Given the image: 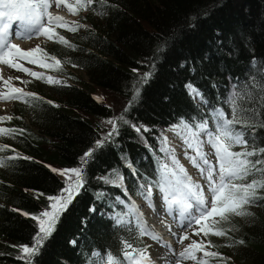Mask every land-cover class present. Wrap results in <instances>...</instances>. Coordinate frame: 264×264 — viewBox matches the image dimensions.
I'll use <instances>...</instances> for the list:
<instances>
[{
	"label": "trees",
	"instance_id": "obj_1",
	"mask_svg": "<svg viewBox=\"0 0 264 264\" xmlns=\"http://www.w3.org/2000/svg\"><path fill=\"white\" fill-rule=\"evenodd\" d=\"M99 1L95 7H102L106 2ZM112 1L115 4L106 5V10L111 12L101 20L104 23L102 28L94 24V19L91 20L92 28L85 34L94 36V39L85 42L76 54L67 58L85 70L87 78L78 80L75 86H60L57 90L62 96L59 99L51 98L56 99L59 105L45 98L38 101L36 113L30 119L32 125L35 126V121L38 124L39 130L35 135L37 141L26 133L15 136L20 142L19 146L26 152L22 157L28 159H15L11 163L12 182L9 181V185L5 188L2 186L0 190L1 197L12 208L0 206V236L10 239L16 246L13 252H0V264H25L17 258L20 256L17 243H23L19 246L32 244L38 232V224L33 222V217L40 216L42 210H48L51 202L48 198L57 193L62 185L63 180L52 169L79 166L83 154L94 148L97 140L105 137L100 122L103 119L110 120L114 111L104 104L105 98L100 99L98 95L112 92L129 103L133 85L145 74L149 64L148 72L152 75L147 83L140 86L139 99L126 113L125 109L121 113L124 114V120L130 123L118 120V135H113L102 148L96 149L94 158L85 168V185L61 214L55 230L44 243L40 254L34 258L33 264L92 262L89 254L80 262L76 257L77 247L72 246V242H76L80 230L84 228L81 221L88 215L91 192L99 187L98 177L121 164V158L125 155V159L131 161V155L138 147L133 140H139L140 133L131 128V123L141 120L151 126L154 132L155 127L178 121L180 117L190 123L193 118L196 123L202 122L195 115L197 110L183 90L186 81L197 85L209 102L206 105L209 110L223 107L226 111L224 103L233 89L227 84L225 76L232 74L242 79L259 76L251 65H254V61L255 65L257 61L264 64V21L261 22L264 16L259 18L261 11L264 15V0H261V5L259 0ZM95 7L93 13L89 12L83 19L94 18ZM103 9L105 11L104 6ZM142 20L152 28L151 33L141 29L139 22ZM61 50L62 47H56L55 43L49 47L57 60L63 59ZM107 54L114 56L116 63L108 65ZM139 59L146 62V67ZM55 69L62 70L57 66ZM130 82V89L124 92ZM246 106L250 105L243 103L241 108ZM261 114L264 116V110ZM133 117L135 119L131 120ZM141 134L145 138L149 136L148 133ZM257 143L264 145V128L257 131ZM253 178L264 179L258 175L250 177ZM258 194L264 195V189ZM254 205L256 209L250 213L257 220L232 227L239 232L238 237H231L232 247L240 241L245 244L235 248L236 255L242 257L238 259L240 264H264V218L258 215L259 211L264 213V201ZM90 214L93 221H87L85 232L93 245L92 250L96 251L94 245L101 249L117 250L118 231H111L107 220L95 208H91ZM233 215L230 214L229 218L233 219ZM234 218L237 217L234 215ZM233 221L230 220V226ZM227 225L223 222V229ZM230 226L223 230V236L213 234L216 231L208 235L228 244L227 230ZM210 242L221 244L214 238H210ZM79 250L87 249L80 247Z\"/></svg>",
	"mask_w": 264,
	"mask_h": 264
},
{
	"label": "snow or ice",
	"instance_id": "obj_2",
	"mask_svg": "<svg viewBox=\"0 0 264 264\" xmlns=\"http://www.w3.org/2000/svg\"><path fill=\"white\" fill-rule=\"evenodd\" d=\"M62 2L63 0H55L56 7L59 8ZM91 4H93V0H87V5ZM50 7L49 0H0V64L16 68L37 78H43L42 74L32 72L17 62L18 59H24L30 63H36L35 60L29 58V54L39 50V46L25 51L19 45L12 43L11 40L13 36L23 39L40 34L48 35L47 26L44 23L45 18H47V24H57L60 27L67 26L68 22L63 17L59 15L54 16L48 11ZM66 7L69 12L74 13L76 10L86 7V5L77 3L76 9L71 4L66 5ZM14 24L15 28H13ZM78 27H83V25H77L76 28ZM76 28H70L69 30L75 31ZM57 35L53 33L52 36H49V39L56 38ZM58 40L67 44L64 37H58ZM68 46L72 47L70 44ZM260 72L264 73V67H261ZM151 75V72L145 73L133 85L132 99L129 101L128 106H126L125 113L139 99V88L143 83H147ZM7 83L9 81H5V84ZM48 83L58 84L60 81L48 77ZM186 87L190 89V94L194 99L199 97L203 104L207 105L209 103L198 89L192 88L191 85H186ZM233 89L225 101V104L231 105V119L226 116L223 107H218L210 110L214 113V125L212 128L209 127L207 117L199 123H196L195 118H193L191 124L181 120L178 125L173 126L174 131L179 133L180 129H185L194 138L192 141H189L185 137L184 142L196 152V156H188L187 153L185 155L194 166L200 168L201 173L206 171L207 188L211 193L210 207L209 202L204 197L203 188L199 184L194 185L191 183V178L187 176V172L182 165L179 171L184 174L183 177L178 174L175 168L169 167L167 164L162 165L160 180L155 184L149 182L147 191L143 193L146 199L151 200L152 188L157 187L169 210H171L173 205L179 209L180 215L184 216L187 221V227H191L192 224H200L201 221L213 215H218L223 221H227L230 214L251 215V213H246L243 210L244 206L264 201V195L258 194L260 190L264 189V179L253 178L247 183H237V181H245L249 177L257 175L264 177V145L257 143V131L259 128H264V116L261 114L262 110H264V76L258 78L256 75H252L246 78V83L240 86L239 89H237L236 85L233 86ZM20 97H32L33 100L39 99L36 94L24 93L20 88H15L10 95L0 94V99L5 100ZM237 102H244L250 106L237 108ZM237 112L240 113L239 117L236 115ZM11 119L12 117L10 116L0 117V121ZM116 120H123L125 124L130 123L124 120V114L109 120L108 123L112 125V131L104 139L97 140L94 148L89 149L83 154L80 158V166L60 170V174L66 177L65 184L67 187L61 191L59 197L48 198L52 202L49 205L51 211H44L39 217H33L34 219H39L38 232L33 237L31 246H22L19 249L20 256L17 257L23 260L25 264H33L34 258L40 254L44 243L50 236L60 213L66 211L68 205L71 203L73 193H76L84 186L85 168L94 158L96 149L102 148L106 142L112 139L113 135H118ZM237 124L241 125L239 129L236 127ZM193 125L198 131H193ZM131 126L137 133H140L141 129L139 127L135 125ZM144 131H148V129L145 128ZM22 132V129L0 128V136L15 138L16 135ZM200 133L204 134V139H200ZM164 140L166 143L167 138L165 137ZM205 143L210 145L213 150L212 154L216 158L215 164L208 159L209 153H205L203 150ZM249 144L252 146L250 150L248 148ZM237 146H244V150L233 151L232 149ZM0 150H7V146L0 145ZM167 150V147L161 149V151ZM197 158L202 161L206 168L197 164ZM15 159H28V157H20L18 155L0 157V166H6L7 161ZM172 162L173 165L179 164L175 156L172 157ZM129 167H131L130 164ZM52 171L56 172L57 170L52 169ZM103 179L106 182H112L106 178ZM122 179L123 177H121ZM121 202L123 203V201ZM25 215L28 214L25 213ZM121 223L122 221L116 220L117 225ZM196 234L199 235V232ZM204 234L207 236L209 233L205 232ZM213 234L223 236L225 232L216 231ZM187 238L185 234L182 239ZM72 243H75V241ZM239 243H243V241ZM131 247L130 243L124 242L123 260L127 261L128 264H136V256L128 251ZM196 251H202L205 258L220 256L217 252L204 251L202 243L197 244L196 241H193L184 251L179 253V258L197 261V257L194 254ZM137 254L147 259L143 252ZM93 255L100 254L93 253ZM179 258L175 264H180ZM221 259L223 258L221 257ZM197 264H207V260L202 258L200 261H197Z\"/></svg>",
	"mask_w": 264,
	"mask_h": 264
},
{
	"label": "rangeland",
	"instance_id": "obj_3",
	"mask_svg": "<svg viewBox=\"0 0 264 264\" xmlns=\"http://www.w3.org/2000/svg\"><path fill=\"white\" fill-rule=\"evenodd\" d=\"M50 1H51V3H55V0H50ZM69 1H77V0H69ZM233 1H237V0H233ZM96 2H97V0L95 1V4H96ZM99 2L102 3L103 0H101ZM106 2H108V3H106ZM106 2H104V5H103L105 7V11L103 9V6L102 7L101 6H97V7H95V10H94V12H95L94 16L95 17L94 18L93 17H90L89 19L86 18L83 21L81 20V22L79 20H77L76 17H71V19L68 20L65 16L61 15V17H63L65 21H67V22H69L71 24H78V23H80V25H83V27H79V32H77L76 35H74L75 33H73V35H70L72 37V39H71V41H67V44H65L63 42H59V40H57L55 42V46L56 47L57 46L58 47H62V50L60 51V55H61V58H63V60L61 62H64L65 63L64 69L67 70L69 74H71L70 75L71 78H72V76H75V78L78 79V80H80V79L81 80H84V78H83V69L81 67H78L75 63H73L71 61H68L67 58L68 57H72V55L76 54L77 51L80 49L81 45H83V44L85 45V42L89 41L90 39L91 40L94 39V36H89L88 34H85L90 28H92L91 27V20L94 19V24L97 27L102 28L104 26V23L101 20L103 18L108 17L110 15L109 13L111 12V11H107L106 10V8H108V7H106V5L109 4V3L110 4L111 3L112 4H115L114 3L115 1L113 2L112 0H106ZM258 3L261 5V0H259ZM213 4H214V2H212V5ZM55 5H56V3H55ZM66 5H67V3L65 2V0H63V2L61 3V5H60L59 8L64 9V10H67L68 8L66 7ZM111 6H110V8H111ZM113 6H115V5H113ZM262 9H264V7H262ZM87 11H91V8L90 7H87ZM67 16H69V14H67ZM85 16H87V15H85ZM263 16L264 15H262V11H261V14H260L259 18H261ZM109 18H107V20ZM253 21H254V19H253ZM263 21H264V17L262 18L261 22L263 23ZM142 22H139L141 24V26H142L141 29L143 31L147 32V33H151V30H150L151 27L147 26L143 20H142ZM254 22H256V21H254ZM258 28H259V25H258ZM81 32H84V33H81ZM67 36H68V34H67ZM67 36L65 37L66 39H68ZM13 38L16 39L17 45H19L25 51H27L29 49L37 48V46H39V48H40L41 46H43L47 42V39H43L44 38V34H40L38 36H35V37L30 38V41L31 42H28L27 40L25 41L24 38L21 39V38L15 37V36H13ZM36 38H38V39H37V42L35 43L34 40ZM51 42H54V40H52ZM69 44L72 45V47H69L68 46ZM29 47H31V48H29ZM88 49L89 48L85 49L83 52H86V50H88ZM37 51L31 52L29 54V58L35 60L36 63H30L28 60H24V59H18L17 62L20 63L24 68H28L32 72H36V73L42 74L43 78L42 79L41 78H37V77H34V76L30 75L29 73H25L23 71L17 70V69L12 68V67H10L8 65L6 66V65H1L0 64V77H2V79H0V94H9L10 95V94H12V92H13V90L15 88L22 89V87H24L25 84H27V83H29L31 81H34L35 82V80H42L44 84H50V83H48V77H52L53 80H58V81H60V83L64 80V76L63 75H60V74H57V75L56 74H52L51 71L50 72L48 71L47 62L40 55L37 54ZM107 57H108V59H106V62H107L108 65L111 64V63H116V58H114V56L107 54ZM182 61L183 60H181L180 62H182ZM139 62H143L142 64L144 65V67H146V62L145 61L139 59ZM256 64H259V65L261 64V66L264 67V64H262V61H257ZM147 67L148 68L145 71V73H149L148 72V69H149V64L148 63H147ZM251 67L253 69L257 70V67H256L255 63H254V65L252 64ZM142 70H144V69H142ZM255 73L257 75H259L258 78H260L261 76H264V73H259V72H255ZM70 80H72V79H70ZM5 81H9V83L5 84ZM131 82L129 83V85L127 86V88L125 89L124 92H127L130 89V87L132 85ZM84 83H85V81H84ZM245 83L246 82H240L239 81V87L242 86V85H244ZM43 86H45V87H40L39 90L44 91V92H47V93H50L51 95H53V97H55L57 99H59L62 96L61 93L60 94L58 93V91H52L51 89H49V87H48L49 85H43ZM233 86H234V84H233ZM103 93H104L103 96L102 95H98L99 98L100 99H103V100L105 98L104 104L107 105V106H110L116 112L117 115H120L122 113V111L126 108V106H128L127 105L128 102L126 100L122 101L118 95H115L112 92L110 94L109 93H105V92H103ZM10 100L11 99H8V101H2V100H0V115L3 114V113H5L8 109H9V111H11V106L9 107ZM52 100H55L56 101V99H52ZM17 102H18V100H17ZM47 105L48 106H51V107H54L53 105H51L49 103H47ZM18 111L21 114H23V117L25 119H31L32 116L35 115V113H36V110H34L32 107H30L29 109H27L26 112L24 110H22V109H18ZM10 117H12V116H10ZM130 119H135V117L130 118ZM41 120H42V118H41ZM11 121L13 122V124H16V125H18L20 123L19 122L20 119L15 120L14 117H12ZM108 121H106V119H103L100 122L101 128L103 130L102 133H103L104 136H106L112 130V125L109 124ZM136 122L141 123V120H136ZM140 127L141 128H144V129L146 128L143 125H141ZM168 129L169 128L166 129V132H165L166 135L165 134L162 135V137L159 139V146H158L159 147V150H161L163 148V146H165L167 144V141L168 140L171 141L172 142V148L171 149H174L172 151L178 150L176 153H177V155H179L182 164L184 165L185 162L187 163V164H185L186 167H184V169H186L187 172L191 171V173L189 172L187 174L194 176L193 175V172L194 173H195V171L196 172H199L200 169L198 171L197 170H193V166H190L192 169L188 168L187 165H190V164L192 165V163L188 159H187V161H185V158H184V157H186L185 153H187V155L193 154V156H194V154H196L195 151L191 152L192 149L189 148L187 146V144L184 142L185 137L189 141H192L194 138L185 129H180L179 133L177 132V136L175 138V141L176 142H175V141H173V140L170 139V132H173L174 130L173 131H168ZM38 130H39L38 124L35 121V131L34 130H30V131H28L26 133V135L27 134H30V136L33 139H35V141H37L36 138H35V135L38 133ZM202 134L203 133H200V137L202 136V138H203V135ZM164 136L167 138L166 143H165V140H164V138H165ZM16 140H17V138H14V141H16ZM6 143L7 144H10L11 142L10 141H6ZM204 145L206 147L208 146L210 148V156H209V159L215 163L216 161H214L215 160L214 155L211 153V146L208 145L207 143H205ZM242 148H244V147H242ZM161 152H162V158H164L167 161H172L171 157L173 155V152H170L169 151L168 152L169 155H166L165 154V151H161ZM172 166H174L177 169L178 174L183 177V174L179 171L180 168H178L177 165H172ZM8 169H6L7 171H5V170H2L1 171L0 170V172L5 171L2 174L3 178L0 181V190L2 189L1 188L2 186L5 188V186L9 185V181L12 182V179L10 178L11 171L12 170H8ZM67 169H70V168H67ZM56 170H57V174L65 182L66 177L64 175L60 174V170H64V169H56ZM200 178L202 179V181L203 180L207 181L205 179V176L204 177H200ZM196 179H198V181H199V178L196 177ZM113 183H114V181H113ZM115 183H121V180L120 179H117L115 181ZM65 187H67V185ZM9 188H10V186H9ZM6 191L9 194H13L12 192H9L8 190H6ZM153 192L154 191H152L151 197H153V195H154ZM203 194L205 196H208L210 194V192H208L206 189H203ZM55 195H56V192L53 193L52 197H55ZM59 195L56 196V197H59ZM209 201L211 202V197L209 198ZM153 202H154V200H153ZM210 202H209V207H210ZM118 205H119V212L118 213L120 215H122V216H125L127 214V212H129L131 210V208L133 207V206H129L127 203L126 204L125 203L123 204L121 202H118ZM255 207H256V205H253V208H250V209H253L254 210ZM250 209L249 210H245V208H244L243 210L246 213H250L249 212ZM46 211H51L50 207ZM142 212H144L146 214V215H144V217L149 222V224L151 226H153V227H157L158 230H160L159 231V234L162 236V238H164L165 240L167 238L171 239V235L167 234L166 233V230H165V224H166V222L161 217L158 219V222H156L157 217L155 218V220H153L152 215H150V213L148 211L144 210ZM155 212L156 213L155 214L153 213V216H156L157 215V211H155ZM258 215L260 216V218H264L263 211H259ZM235 216L238 219L237 218H234V215H233L232 216L233 219L228 218L227 221H224L229 226H230V220H232V221L233 220L238 221V222H234L233 221L232 222V225L227 230V234L229 235L227 237L228 244L225 247V251L224 252L228 256H232V259L233 260L235 259V261H232L230 264H240V262L238 261V259H242V257L239 256V255H236L237 254L236 249H238L239 246H242L243 247L245 245L243 243H240L239 244V243L236 242L234 244V246H235L236 249L232 247V245H231L232 244L231 243L232 242L231 237H233V236H237L238 237V229L234 228V230H233L232 227L235 226V225L244 226L246 224H251V222H253V221L255 222L257 220V219L255 220V216L252 213L249 216L248 215H243V216H241V215H235ZM177 217L178 216H176L174 219H177ZM214 217L215 216H212V219L211 220H208V221L203 220V221H201L200 224H193L192 225L193 227L192 226L190 228L188 227V229L187 228L186 229H183V231H181V232H184L183 233L184 236L186 234L188 238L187 239H180L179 238V241H180L179 242V247L180 248H186L190 244H192L193 241H196L197 244H201V243L203 244V238H204L203 235H202L203 232L204 231L205 232H208V233H213L214 232V231H211L209 229L214 224V221H215L214 220ZM43 219H47V218H43ZM114 219L115 220H118L119 217L118 216H114ZM0 221H1V219H0ZM38 224H39V221H38ZM160 224L162 225V228L161 229L159 228ZM173 226H175V222L170 223L169 229H172ZM213 226L214 227H217L218 224L215 223ZM219 227L221 228V226H219ZM162 229H164V230H162ZM201 229H203V231H201ZM197 232H199V235L196 234ZM172 239H174V238H172ZM218 240L221 242L220 239H218ZM222 242H223L224 245H226V243L224 241H222ZM19 244H23V243H17V246ZM147 244H148L149 248H154V245H152L151 243L147 242ZM13 248H16V246L14 245V242L13 241H11L8 238H4V237L0 236V252H2V250H3V252H7V251L8 252H13ZM155 249H156V247H155ZM205 251H208V250H205ZM143 253L147 257V259H144L143 260L144 261V264H163L162 262H164V261L167 262V259L172 255V254H170L165 259H162L161 260V259H157L156 258L157 256H154L155 253L154 252L152 253L151 250H146ZM201 253H202V251H196L194 253L196 255V257H197V261H200L202 259ZM174 257L176 258V255ZM197 261H193L191 259H185L184 263L185 264H197ZM170 262L171 261H168L167 264H172V262L171 263ZM175 262H174V264H175Z\"/></svg>",
	"mask_w": 264,
	"mask_h": 264
},
{
	"label": "bare ground",
	"instance_id": "obj_4",
	"mask_svg": "<svg viewBox=\"0 0 264 264\" xmlns=\"http://www.w3.org/2000/svg\"><path fill=\"white\" fill-rule=\"evenodd\" d=\"M198 123V122H197ZM169 131H173V128H170L169 129ZM165 147H167V149H169V148H172V142L171 141H167V144L163 147V148H165ZM203 149H204V147H203ZM189 171V170H188ZM198 171V170H197ZM193 175L195 176V177H197V178H200V175H199V172H196L195 171V173L193 172ZM203 181H205V180H203ZM154 191V190H153ZM155 214V213H154ZM165 230H166V233L167 234H169V232H168V230H169V225L168 224H165ZM168 239V240H167ZM166 240L167 241H169V242H171L172 241V239H169V238H167ZM153 255V254H152ZM154 256H156L155 254H154ZM175 255L174 254H172L168 259H167V262L168 261H171L172 262V264H174V262L176 261V258L174 257ZM151 258V257H150ZM157 258V257H156ZM152 259V258H151ZM167 262L166 261H164V262H162L163 264H167ZM170 262V263H171Z\"/></svg>",
	"mask_w": 264,
	"mask_h": 264
}]
</instances>
